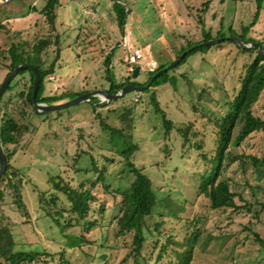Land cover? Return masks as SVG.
Here are the masks:
<instances>
[{"label": "rangeland", "instance_id": "1", "mask_svg": "<svg viewBox=\"0 0 264 264\" xmlns=\"http://www.w3.org/2000/svg\"><path fill=\"white\" fill-rule=\"evenodd\" d=\"M125 1L128 2L131 12L127 15L122 37L116 29H111L113 21L110 0H61L54 32L48 30L43 16L37 12L20 17V13L26 9L27 4L40 9L44 0H11L4 5L0 0V20L4 26V29H0V47L8 48L10 39H14L15 42L22 40L33 42L50 32L53 42L58 35V47L52 44L42 54L45 65H48L54 58L56 49H60L55 73L45 80L44 96L63 93L66 97L70 94L102 89V86H104L103 89L107 88L104 59L109 52L101 51L107 40L113 44L110 50L114 48L108 68L116 82L128 76L124 64L129 55L135 49H139L142 58L138 59L133 67L138 66L140 70L137 77L130 80L136 84H143L147 82L149 72L155 69L157 63L167 61L169 65L180 48L186 46V41L194 42L201 39L196 11L201 9V5L208 0ZM255 9L253 0H222V2L210 0L209 10L205 16V28L216 33L221 26L222 32L227 33L228 28L231 27L239 33L244 27L251 25ZM3 16L5 18L10 16L11 19H1ZM83 31L89 33L86 42L92 43V47L85 52L81 51L82 45L79 43ZM15 32L17 35H13ZM248 36L264 42V12ZM119 40L120 44L115 46ZM221 44L213 45L204 55L200 52L193 53L179 65L176 74L173 75L178 91L173 90L172 84H166L156 88L154 92L150 90L149 93H141L140 98L136 93L129 92L125 97L111 100L106 105L101 104L102 100L99 97L93 96L91 97L93 100L90 98L89 101L75 106L32 117V124L35 126L40 122L38 132L35 135L26 134L23 139H31V144L25 152L17 151L10 160L22 177V181L14 182L20 187L32 215L31 221L22 224L21 221L25 218L15 211V205L10 204L11 198H6L10 204L6 207L7 215L12 221L18 223L12 232L17 245L16 249L56 250L55 242L59 241L57 234L37 213L38 192L50 190L55 193L50 177L60 175L65 181L78 185L90 174L84 171L91 170V157H93L97 165L105 166L108 191L124 188L133 180V175L124 161L110 146V133L100 125L102 120L111 127L121 129L125 136H131L133 142L139 147L133 160L137 167L145 168L144 173L151 179L154 190L158 191L160 201H158L157 212L161 211L163 217H168L163 211L161 202L162 197L166 198L167 191L172 196L175 193L179 196L184 193L188 197L190 202L186 203L180 215L181 218L185 217V220L165 218L162 233L172 234L179 241L188 232V228H192L189 219L193 217L198 219L196 227L200 230L202 237L205 239L207 235L210 237L202 251L195 249L191 264H264V251H260L258 245L251 241H238L247 234L242 231V228L249 220V216L243 214L244 216L236 218L232 215L229 218V213L211 210L207 199L190 192L198 187L195 175L205 171L206 162L199 156L198 151L187 146L182 149L181 154L178 152L177 144L170 145L169 150L164 152L163 127L159 116L154 113L150 105V98L154 94L168 117L176 124L195 122L196 130H191L189 135L197 134L191 139H203L205 148L208 145L212 146L211 142L215 139L213 128L205 119H200L199 111L204 109L212 117L216 113V107L222 106L227 100V94L230 99L233 98L239 91V79L243 75L244 68L253 58L252 55L237 51L228 42ZM6 72V69L0 67V84ZM183 74L193 80L195 86L206 88L216 103L206 106L202 102L198 106V112H194L188 101L191 95L186 81L181 78ZM18 80L19 78L13 79L10 83L12 90L4 93L1 102L16 100L17 91L24 89V85L20 86L23 80L17 82ZM67 100L69 99L64 101ZM92 104L95 107L100 105L96 111L100 114V119L94 120ZM0 110H2V103H0ZM252 111L264 119V94L253 106ZM1 117L2 113H0V123ZM44 117L46 122L41 124ZM79 139L82 140L79 141ZM9 149H13L12 146H9ZM84 150L88 151L89 155H82L74 168H71L75 153ZM226 156L220 180L227 182L231 192L241 194L244 199L253 202L254 195L264 202V169L263 177L257 180L248 158L264 156V134L256 133L239 146L231 147ZM240 159L244 165L239 162ZM74 169L82 171L76 173ZM64 170L67 171L63 173ZM164 181H167L170 186H167ZM249 185L253 187L259 185L262 188L251 191ZM94 193L101 202L106 204L108 208L106 220H109L120 197H114L101 185L95 187ZM60 205L61 202H59ZM155 219L158 218L155 216L151 221ZM255 227L254 230L264 239V212L260 214V223ZM110 231V239L107 242L110 248L108 255L116 256L110 264H119L128 251L130 237L128 235L117 241L113 237L114 232ZM96 233L97 231H91L88 237L96 238ZM114 247L120 248L117 253L111 250ZM90 251L94 253V250ZM152 251H154L152 255L157 252V250ZM70 256L74 257L72 258L75 261L74 264H104V261L94 257L89 262L90 258L87 259L79 254L70 252ZM0 264H4L2 259ZM159 264L174 263L167 259Z\"/></svg>", "mask_w": 264, "mask_h": 264}, {"label": "trees", "instance_id": "2", "mask_svg": "<svg viewBox=\"0 0 264 264\" xmlns=\"http://www.w3.org/2000/svg\"><path fill=\"white\" fill-rule=\"evenodd\" d=\"M110 1L111 18L113 21L111 29H116L123 37L127 15L131 10L128 2L125 0ZM253 1L256 8L253 21L251 25L244 27L239 33L231 27L228 28L227 33L222 32L221 26L216 33L205 28V16L209 10L210 0L205 1L201 5V9H197L196 11L201 39L194 42L186 41V46L180 48L177 54L173 56L172 61L194 45L225 36L238 37L244 42L258 43L264 48L263 41L248 36L252 27L264 12V0ZM60 6L61 0H44L40 9L28 6L27 4L26 9L20 13V17H26L32 12H37L43 16L48 30L54 32L57 11ZM1 19L8 20L11 18L10 16L6 18L3 16ZM0 29H4L1 20ZM50 33L35 39L33 42L27 40L15 42L14 39H10L8 48L0 47V67L7 70L4 79L18 65L34 67L40 78L36 91V101L46 104L64 102L66 99H72L86 92L70 94L66 97L63 93L44 96L46 90L45 80L55 73L57 61L60 58V49L57 48L54 52V58L48 65H45L42 59L43 52L50 45L54 44L56 47L59 45V36L56 35L52 42ZM13 35H17V33L15 32ZM88 37L89 33H84L83 31L79 41L82 45L80 47L82 52L92 47V43L86 42ZM224 42L233 45L237 51L252 55L253 58L250 64L245 66L243 75L239 79V91L233 98L230 99V96L227 94V100L222 106L216 107V113L212 117L204 109L199 111L201 112L200 119H205L207 124L213 128L215 139L211 142L212 146L208 145L205 148V141L203 139H191V137H195L197 134L192 133L191 136L189 135L191 130H196L194 127L195 122L188 121L179 125L176 124L173 119L168 117L167 112L161 107L154 94L150 98V105L154 113L159 116L163 127L164 152L169 150L170 145L175 146L177 144L178 152L181 154L182 149L187 146L198 151L199 156L206 162L207 168L205 171L202 174L195 175L198 187L190 190V192H193L198 197L201 196L207 199L211 210L229 213V218L232 215H235L236 218L244 216L243 214L249 216V220L242 228V231L247 232V234L242 239L239 238L238 241H251L258 245L260 251H264V239L254 230L255 226L260 223V214L264 212V202L254 197V195L252 197L253 202L246 200L241 194L231 192L228 183L220 180L222 165L227 158L226 154L228 150L231 147L239 146L256 133L264 134V119L255 115L252 111L253 106L264 94V56L256 48L244 51L233 41ZM117 44H120V40L115 43V46ZM220 45L222 44L220 43ZM212 46L195 49L185 54L174 69L160 74L152 82L151 87L142 93H149L150 90L154 92L156 88L166 84H172L173 90L178 91L176 83L173 81V75L176 74L179 65L193 53L200 52L204 55ZM112 47L113 44H110L109 40H107L103 48H101L102 52H109L104 59V65L106 66L105 80L108 83L106 90L109 94H115L127 85L145 86L157 71L168 65L167 61L157 63L155 69L149 72L147 82L143 84H136L130 80L133 78L132 72H128L127 77L116 82L114 75L108 68L113 55L114 48L110 50ZM124 65L127 69L128 63L126 62ZM22 75H26L24 76L25 78ZM18 78L19 80H23L20 86L24 85V89L17 91V94H15L16 100L14 102L9 100L1 102L2 97L0 98V103H2V110H0V113H2L0 145L4 151L7 163L5 173L0 178V259L3 260L4 264H74L75 261L72 260L74 257L70 256V252L85 256L87 259L90 258L89 262L94 257L104 261V264H110L112 259L116 257L108 255L110 248L107 242L110 239V230L114 232L113 237L117 241L128 235L130 237L128 251L119 264L128 262H132L131 264H159V262L167 259L172 260L174 264H191L195 249L198 248L202 251L210 237V235H207V239L202 237L200 230L196 227L198 219L196 217L189 219L192 228H188V232L179 241L172 234L166 235L162 233L165 218H170L171 220H183L185 218H181L180 215L184 211L186 203L190 202L188 197L184 193L180 195L181 197L177 193L174 194L175 196H172L167 191L166 198L162 197L163 200L161 202L163 203V211H165L168 217H163L164 215L161 211L157 212L158 201H160L158 199V191L154 190L151 179L144 173L145 168L137 167L133 160V156L139 150V147L133 142L131 136H125L121 129L111 127L102 120H100V125L110 133V146L124 161L125 166L133 175V180L124 188L108 191L105 179V166L97 165L93 157H91V170L84 171L87 174L90 172V174L85 181L79 182L78 185L65 181L60 175L50 177V182L55 193L50 190L38 192L37 213L44 218L45 224L57 234L59 241L55 242L56 250L16 249L17 245L12 232L13 228L18 226V223L10 219V216L7 215L6 207L10 204L15 205V211L25 218L21 221L22 224H27V222L31 221L32 215L23 198L20 187L14 182L15 180L22 181V177L12 166L10 160L17 151L25 152L26 148L31 144V139L24 140V136L28 133L35 135L40 126V122L36 126L32 124V117L35 116L31 100L33 72L29 68L23 69L15 77V79ZM181 78L186 81L188 92L191 95L188 101L194 112H198V106L202 102L206 106L216 103V100L208 93L206 88L195 86L194 81L190 78L188 79L184 74L181 75ZM101 88L103 89L104 86ZM10 90H12V86L9 84L6 92ZM140 94L136 93L138 98L141 97ZM91 100L93 99L91 98ZM101 104L106 105L107 102H102ZM100 105L95 107L92 104V111L95 113L94 120L100 119V114L96 112ZM45 122L46 118L44 117L41 124ZM9 146H12L13 149H9ZM84 154L89 155V152L84 150L75 153L71 168H74L75 164ZM248 158L256 174V179H261L263 177L264 156H251ZM239 162L244 165L241 159ZM66 171L64 170L63 173ZM73 171L78 173L82 170L74 169ZM164 182L167 186H170L167 181ZM97 185H101L107 192L113 194L114 197H120L115 208H113L114 212L109 216V220H106L108 210L106 204L101 202V199L94 193ZM249 188L251 191L253 189L261 190L262 186L256 185L253 187L249 185ZM8 197L11 198L10 204L6 200ZM59 202H61L60 206ZM155 216L158 219L151 221ZM91 231H97L96 238L88 237ZM119 249V247L111 248L116 253ZM90 250H94V253L92 254ZM152 250H157L155 255H152L154 252ZM150 253L151 255H149Z\"/></svg>", "mask_w": 264, "mask_h": 264}, {"label": "water", "instance_id": "3", "mask_svg": "<svg viewBox=\"0 0 264 264\" xmlns=\"http://www.w3.org/2000/svg\"><path fill=\"white\" fill-rule=\"evenodd\" d=\"M224 41H233L237 44V46L244 51L251 50V49H258L261 53V55L264 56V48L260 46L258 43H253V42H244L242 39L234 36H225V37H219L216 39H211L202 43H199L197 45L192 46L191 48L187 49L186 51L182 52L175 60L172 61L168 66L164 67L160 71H157L148 81V83L145 86L138 87L134 85H127L122 87L117 93L115 94H109L106 89H96L91 92H87L81 95H78L72 99H69L64 102L56 103V104H46V103H39L36 101V91L38 84L40 82V78L35 70L34 67L32 66H27V65H18L14 68V70L3 80V82L0 84V98L2 95L6 92V89L8 85L15 79L17 76L18 72L29 68L34 75L33 78V85H32V95H31V100H32V106H33V111L35 115H44L48 112L51 111H57L61 109H65L71 106L78 105L83 102H87L90 100L91 97H99L102 102H109L111 100H116L119 98H123L126 96L127 93L129 92H134V93H142L144 90H147L151 87L152 82L162 73H165L173 68L176 67L177 64L180 63L182 58L185 56V54L195 50V49H200L203 47L207 46H212V45H217L220 43H223ZM140 68L136 66L132 70L133 78L137 77V74L139 73ZM6 159L4 155V151L0 145V178L4 175L5 170H6Z\"/></svg>", "mask_w": 264, "mask_h": 264}, {"label": "built area", "instance_id": "4", "mask_svg": "<svg viewBox=\"0 0 264 264\" xmlns=\"http://www.w3.org/2000/svg\"><path fill=\"white\" fill-rule=\"evenodd\" d=\"M11 0H1V4H8ZM123 45V44H122ZM142 58L141 51L139 49H135L131 55H129L128 60L126 61L128 63L127 71L132 72L133 66L137 63L138 59Z\"/></svg>", "mask_w": 264, "mask_h": 264}, {"label": "crops", "instance_id": "5", "mask_svg": "<svg viewBox=\"0 0 264 264\" xmlns=\"http://www.w3.org/2000/svg\"><path fill=\"white\" fill-rule=\"evenodd\" d=\"M28 15H29V14H28ZM28 15H27V16H28Z\"/></svg>", "mask_w": 264, "mask_h": 264}]
</instances>
